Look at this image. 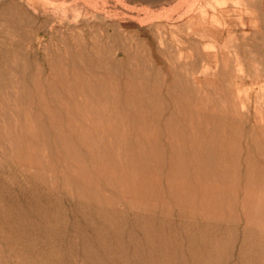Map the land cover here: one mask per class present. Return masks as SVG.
I'll list each match as a JSON object with an SVG mask.
<instances>
[{
    "label": "rangeland",
    "instance_id": "1",
    "mask_svg": "<svg viewBox=\"0 0 264 264\" xmlns=\"http://www.w3.org/2000/svg\"><path fill=\"white\" fill-rule=\"evenodd\" d=\"M0 264H264V0H0Z\"/></svg>",
    "mask_w": 264,
    "mask_h": 264
},
{
    "label": "bare ground",
    "instance_id": "2",
    "mask_svg": "<svg viewBox=\"0 0 264 264\" xmlns=\"http://www.w3.org/2000/svg\"><path fill=\"white\" fill-rule=\"evenodd\" d=\"M115 31H117V30H115ZM196 33H197V32H196ZM219 34H220V33H219ZM217 36H218V35H217ZM117 52H118V51H117ZM126 52H127V51H126ZM126 52H125V53H126ZM129 52H130V51H129ZM116 54H117V53H116ZM126 54H128V53H126ZM106 55H107V54H106ZM108 55H109V54H108ZM102 56H104V55H102ZM109 56H110V55H109ZM113 56H114V55H113ZM128 56H129V55H128ZM131 57H132V56H131ZM130 60H131V59H130ZM130 60H129V61H130ZM104 62H106V61H104ZM108 64H109V63H108ZM109 65H110V64H109ZM106 66H107V65H106ZM114 66H115V64H114ZM114 68H115V67H114ZM108 69H109V68H108ZM114 70H115V69H114ZM113 73H114V72H113ZM238 78H240V77H238ZM260 94H261V93H260ZM258 98H259V97H258Z\"/></svg>",
    "mask_w": 264,
    "mask_h": 264
}]
</instances>
